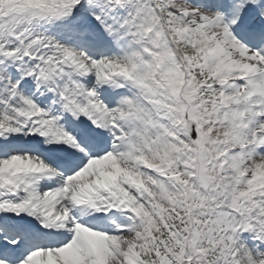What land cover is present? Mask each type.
<instances>
[{"label": "snow or ice", "instance_id": "obj_1", "mask_svg": "<svg viewBox=\"0 0 264 264\" xmlns=\"http://www.w3.org/2000/svg\"><path fill=\"white\" fill-rule=\"evenodd\" d=\"M0 264H264V0H0Z\"/></svg>", "mask_w": 264, "mask_h": 264}]
</instances>
